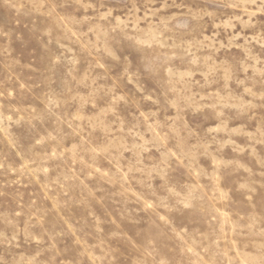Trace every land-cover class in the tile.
<instances>
[{
	"label": "rangeland",
	"instance_id": "374dc122",
	"mask_svg": "<svg viewBox=\"0 0 264 264\" xmlns=\"http://www.w3.org/2000/svg\"><path fill=\"white\" fill-rule=\"evenodd\" d=\"M0 264H264V0H0Z\"/></svg>",
	"mask_w": 264,
	"mask_h": 264
}]
</instances>
